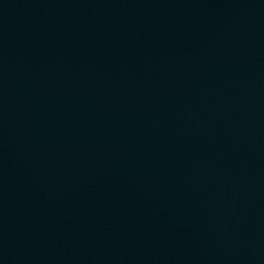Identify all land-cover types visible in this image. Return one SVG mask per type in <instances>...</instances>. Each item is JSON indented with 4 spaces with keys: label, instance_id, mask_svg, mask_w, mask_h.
<instances>
[{
    "label": "water",
    "instance_id": "water-1",
    "mask_svg": "<svg viewBox=\"0 0 264 264\" xmlns=\"http://www.w3.org/2000/svg\"><path fill=\"white\" fill-rule=\"evenodd\" d=\"M0 264H264V0H0Z\"/></svg>",
    "mask_w": 264,
    "mask_h": 264
}]
</instances>
